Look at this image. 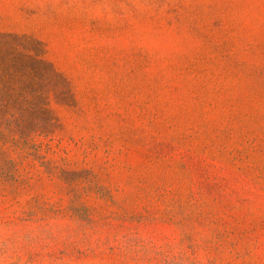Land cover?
I'll return each instance as SVG.
<instances>
[{"label": "rangeland", "instance_id": "374dc122", "mask_svg": "<svg viewBox=\"0 0 264 264\" xmlns=\"http://www.w3.org/2000/svg\"><path fill=\"white\" fill-rule=\"evenodd\" d=\"M0 264H264V0H0Z\"/></svg>", "mask_w": 264, "mask_h": 264}]
</instances>
